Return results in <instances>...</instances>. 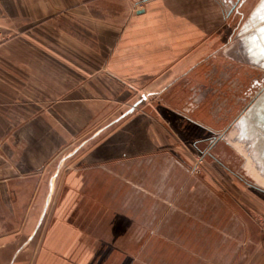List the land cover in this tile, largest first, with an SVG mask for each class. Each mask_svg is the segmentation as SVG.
Instances as JSON below:
<instances>
[{"label": "crops", "instance_id": "1", "mask_svg": "<svg viewBox=\"0 0 264 264\" xmlns=\"http://www.w3.org/2000/svg\"><path fill=\"white\" fill-rule=\"evenodd\" d=\"M0 37V238L25 229L26 153L38 146L43 154L32 167L41 166L69 130L128 109L146 91L165 105L169 129L137 109L114 129H103L102 158L137 156L165 140L161 146L172 147L185 167L184 198L194 204L197 191L199 215L217 217L214 230L200 232L215 244L199 252L212 248L220 264H264V232L259 227L253 234L247 223L264 210V136H215L211 146L196 149L190 143L205 140L196 128L204 107L197 118L177 113L175 101L179 91L190 95L192 86L206 84L217 62L236 63L224 54L239 39L253 55L255 45L264 47V0H0ZM259 105L264 127V100ZM138 136H151V147ZM169 136L183 139L176 150L179 142ZM196 152L204 167L198 178L188 172ZM183 236L191 234L183 230ZM227 239L231 244L222 245ZM189 246L184 251L195 252ZM25 250L26 240L6 249L11 255L0 264H15Z\"/></svg>", "mask_w": 264, "mask_h": 264}, {"label": "rangeland", "instance_id": "2", "mask_svg": "<svg viewBox=\"0 0 264 264\" xmlns=\"http://www.w3.org/2000/svg\"><path fill=\"white\" fill-rule=\"evenodd\" d=\"M247 15L251 17L250 12ZM244 30L241 29L239 35H244ZM244 41L239 39L238 45L224 54L238 58L236 63L235 60H225L221 65L217 62L218 68H213L215 71L207 77L206 84L203 81L192 86L190 95L182 91L175 95L177 113H192L198 118V107L205 109V116L196 122V128H200L201 137L205 139L204 145L191 142L194 148V144L211 146L209 139L215 136H264L259 110V103L264 100V47L255 45L253 55L252 46ZM136 96L128 109L117 108V112H112L108 118L105 115L92 126L79 125L73 132L67 128L68 139L59 141L60 145L52 155L46 156L41 166L32 167L35 156L43 154L38 146L26 153V225L24 230L17 231L16 222L14 232L19 233L0 238V260L10 257L11 252L6 249H16L26 240V250L15 264H188V261L190 264H220L213 256L215 253L210 254L212 248L208 253L199 252L215 244V241L204 240L200 232L214 230V224L218 223L216 214L208 216L209 220L199 215L200 194L197 191L192 194L196 205H190L184 198L185 167L179 161L181 157H173L172 147L161 146L165 140L154 141L156 145L151 150L142 149L137 156L102 158L103 129H114L120 119L136 113L137 109V112L155 117L164 129H169L162 116L166 109L161 100L146 91ZM171 127L175 132L174 126ZM48 131L51 133L54 129L48 128ZM169 137L179 142L175 141L176 150L183 139ZM149 138L151 136H138L139 141L151 147ZM129 141L132 143V139ZM29 148L32 147L26 146V151ZM50 151L48 147L47 154ZM17 152L13 157L15 166L20 158ZM197 154L194 153L191 168L187 164L190 170L186 169L196 178L200 174L198 170L203 172L204 169L203 161L198 160L203 157ZM28 157L33 159L30 166L27 165ZM228 204L227 210L231 211ZM153 206L157 213L155 219L160 218L161 232H147L140 226L149 214L144 215V212ZM169 211L170 223L166 218ZM224 215L230 217L229 213ZM179 217L185 220L178 223ZM175 218H178L176 223ZM229 223L228 219L223 220V224ZM247 223L253 234L260 227L257 216L255 222ZM183 230L189 231L190 238L183 236ZM219 237L217 235V240ZM228 240L222 245L231 244ZM188 245L195 252L184 251Z\"/></svg>", "mask_w": 264, "mask_h": 264}, {"label": "trees", "instance_id": "3", "mask_svg": "<svg viewBox=\"0 0 264 264\" xmlns=\"http://www.w3.org/2000/svg\"><path fill=\"white\" fill-rule=\"evenodd\" d=\"M134 205L135 204L133 203V206ZM136 205H137V203H136ZM165 207L166 206L163 207V210L165 209ZM170 211L168 212V217L166 216V218H168V223H170ZM145 213H149V214H148V217L144 219L143 224L140 225L141 227H143V230H145L147 232H150L152 230L161 232L160 229H159V224L161 223L160 222V218L158 220L155 219V216L157 215V213H156V211L154 209V206H153L152 209L147 210L146 212H144V215H145ZM177 219L175 218V223H176V220ZM183 220H184L183 217H179L178 223L181 222V221H183ZM136 222L137 221H135V224H137ZM169 225L170 224H168V227H169ZM165 229H167V228H165ZM169 232H170V230L168 229V234H169Z\"/></svg>", "mask_w": 264, "mask_h": 264}, {"label": "built area", "instance_id": "4", "mask_svg": "<svg viewBox=\"0 0 264 264\" xmlns=\"http://www.w3.org/2000/svg\"><path fill=\"white\" fill-rule=\"evenodd\" d=\"M0 42H1V39H0ZM146 97H147V96H146ZM198 160H199L200 162L203 161V159L200 158V157L198 158ZM257 219H258L259 225H260V227H261V230L264 232V210L261 211V212L257 215Z\"/></svg>", "mask_w": 264, "mask_h": 264}]
</instances>
